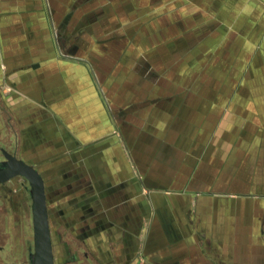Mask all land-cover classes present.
<instances>
[{"label": "rangeland", "instance_id": "374dc122", "mask_svg": "<svg viewBox=\"0 0 264 264\" xmlns=\"http://www.w3.org/2000/svg\"><path fill=\"white\" fill-rule=\"evenodd\" d=\"M25 6L34 9L39 24L50 23L54 47L56 40L53 54L58 55L61 77L55 79L54 90L60 88L63 101L76 96L75 103L88 118L73 125L69 111L56 114L42 101L41 110L44 104L51 109L31 127L6 97L16 88L7 87L0 76V145L9 151L16 148L19 157L35 163L43 174L55 264H104L85 253V242L94 250L99 239L79 237L93 223L94 206L102 200L93 184L106 183L113 174L136 182L141 177L132 164L129 171H108L110 153L119 163L122 156L128 160L125 148L130 152L128 161L135 162L138 156L149 164L155 158L184 162L201 157L200 143L207 146L221 134L238 139L263 135L264 3L23 0L12 4L18 10ZM69 87L73 95L65 92ZM223 124L237 128L227 131ZM26 185L23 178L9 181L7 197L0 198V264H27L33 233ZM130 188L134 194L143 187ZM146 227L140 224L139 249L148 235Z\"/></svg>", "mask_w": 264, "mask_h": 264}, {"label": "crops", "instance_id": "0c3cea01", "mask_svg": "<svg viewBox=\"0 0 264 264\" xmlns=\"http://www.w3.org/2000/svg\"><path fill=\"white\" fill-rule=\"evenodd\" d=\"M18 1L23 0H0V76L7 87L17 90L5 96L31 127L42 119V112L51 109L44 104L41 110L42 101L56 114L69 111L73 125L86 123L83 107L75 103L77 97L63 101L60 88L54 90L55 79L61 76L50 23L39 24L33 8H12ZM65 92L75 93L70 87ZM262 108L264 112V104ZM223 127L231 132L237 128L233 124ZM261 129L264 132V121ZM205 143H200L201 157L184 162L155 158L149 164L138 156L135 162L128 161L130 152L125 148L128 160L122 156L119 163L109 152L108 171H129L132 164L142 169L141 177L136 182L113 174L106 183L93 184L102 200L94 206L93 223L79 237L99 240L94 250L85 242L86 251L104 264H264V133L240 139L221 134ZM136 184L143 188L133 194L130 187ZM144 223L148 235L139 249L137 237Z\"/></svg>", "mask_w": 264, "mask_h": 264}, {"label": "water", "instance_id": "95a60500", "mask_svg": "<svg viewBox=\"0 0 264 264\" xmlns=\"http://www.w3.org/2000/svg\"><path fill=\"white\" fill-rule=\"evenodd\" d=\"M4 160L0 161V184L14 181L16 178L26 180V190L31 202L32 250L29 264H55V254L50 229L49 206L46 199L44 178L37 166L16 155L3 150Z\"/></svg>", "mask_w": 264, "mask_h": 264}, {"label": "flooded vegetation", "instance_id": "af4514ba", "mask_svg": "<svg viewBox=\"0 0 264 264\" xmlns=\"http://www.w3.org/2000/svg\"><path fill=\"white\" fill-rule=\"evenodd\" d=\"M3 150L8 151L9 153H13V152L16 153V151H17L16 148H13L12 151H9V150H7L6 148H4L3 146L0 145V156H1L0 157V161L1 160H4V158H5L3 156ZM5 183H7V182H5ZM5 183L0 184V198L1 199H5V197H7V194L9 193V190H10L8 187L5 186ZM5 202H7V205L8 206H10L12 204V202H10V200L8 198H6ZM4 210H7L8 211V208H6ZM0 248H1V246H0ZM27 249H28V252H27V260H26V262H27V264H29V255H30L31 250L33 249L32 248V241H31V245H29V247ZM85 253L88 254L87 251Z\"/></svg>", "mask_w": 264, "mask_h": 264}]
</instances>
